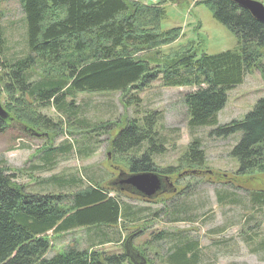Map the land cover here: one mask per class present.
<instances>
[{
  "label": "trees",
  "instance_id": "16d2710c",
  "mask_svg": "<svg viewBox=\"0 0 264 264\" xmlns=\"http://www.w3.org/2000/svg\"><path fill=\"white\" fill-rule=\"evenodd\" d=\"M17 1L26 23L25 53L21 57L4 56L6 40L0 14V92L9 99L2 103L8 117L0 118V133L17 121L24 132L39 135L41 121L49 147L41 151L42 164L33 165L31 170L52 168L58 154L70 149L68 143L51 147L56 124L36 113L32 102L41 106L52 104L58 112L70 116L75 114L74 96L79 92L123 91L126 94L158 80L167 87L195 86V90L185 92L182 97L187 124L216 126L210 132L216 137L240 132L239 140L230 151L238 162V173L264 171V96L239 120L218 125L217 119L227 91L240 84L245 74L255 69L264 83L261 61L264 22L255 19L248 10L233 0L199 2L237 40L234 49L207 54L202 51V44L195 41L177 48L173 46L182 32L180 28L160 29L163 0L157 3L146 0ZM164 47L169 49L162 50ZM35 68L41 72L33 80ZM66 96L71 100L67 102ZM130 100L139 98L131 95L124 104H130ZM158 115L157 111H148L140 119L116 120V132L109 135V149L120 155L127 172H154L169 177L176 170L174 166L159 168L152 160L165 147L163 138L155 131ZM111 123L100 122L93 131L101 129L109 133ZM143 142L147 145L141 154L127 156ZM203 162L200 141L194 138L179 157L178 165L201 167ZM15 178L8 167H0V264H154L141 256L129 258L128 242L131 243L132 235L123 242L122 253H105L89 243L83 249L71 246L48 256L50 234H62L77 227H114L121 216L136 218L138 210L133 211L129 206L122 209L119 200L108 191L115 190L102 187L98 181L88 180L82 186L81 177L71 178L67 183L76 185V189L64 194L51 188L29 191L17 184ZM63 179L66 178L51 175L37 182L41 186L49 183L62 187L66 183ZM249 197L254 204H264L262 190L251 191ZM62 199L66 200L62 202ZM160 235L155 234L154 238ZM197 246L196 242L176 241L169 248L167 262L191 264Z\"/></svg>",
  "mask_w": 264,
  "mask_h": 264
},
{
  "label": "rangeland",
  "instance_id": "374dc122",
  "mask_svg": "<svg viewBox=\"0 0 264 264\" xmlns=\"http://www.w3.org/2000/svg\"><path fill=\"white\" fill-rule=\"evenodd\" d=\"M163 1L160 29L180 28L182 32L174 47L195 41L202 44L201 49L207 54L236 47V37L213 18L205 4L199 3L203 0ZM0 14L6 40L4 56L21 57L25 53L26 23L18 1L0 0ZM261 61L264 65V57ZM40 72L33 70L32 79H37ZM195 88L167 87L155 80L141 90L126 94L123 91L79 92L74 96L75 114L70 116L58 112L52 104L41 106L32 102L36 113L56 124L51 147L67 143L70 146L65 154H58L50 169L31 170L33 165L42 164L41 151L49 147L50 141L46 129L40 127L41 121L37 129L39 135L24 132L17 121L0 133V167H8L10 173L15 174L16 183L27 190L36 192L51 188L53 192L68 194L76 189V185L67 181L81 177L82 186L88 180L90 183L98 181L102 187L116 191L108 189L109 194L119 200L122 209L129 206L133 211L138 210L136 218L121 216L114 227H77L62 234H50L48 256L71 246L83 249L89 243L105 253H122L123 242L132 235L128 247L154 264H169L166 259L171 253L169 248L176 241L198 244L191 264H264V204H254L249 197L251 191H264V171L238 173V162L230 151L239 140L240 132L216 137L210 135L216 126L190 127L187 124L182 97ZM131 95L139 100H130V104L125 105ZM263 96L264 83L254 69L245 74L240 84L227 91L226 102L217 113L218 125L243 118ZM70 100L66 96V101ZM0 101L6 103L8 96L0 92ZM148 111L159 113L155 131L165 142L164 151L154 154L152 160L159 168L176 167L168 177L170 191H163L149 200L108 184L118 169L127 172L120 155L109 149V135L116 132V120L120 122L123 117L140 119ZM105 121L112 122L109 133L101 129L93 131ZM90 130L92 132L85 133ZM194 138L200 141L203 164L192 168L179 166V157ZM146 145L147 142H143L127 156L141 154ZM51 175L66 178L63 179L66 183L60 187L49 183L41 186L37 182ZM219 196L223 199L219 200ZM173 217L180 220L173 221ZM158 233L162 235L154 238ZM107 239L108 242L99 244ZM134 258L138 259L137 256Z\"/></svg>",
  "mask_w": 264,
  "mask_h": 264
},
{
  "label": "water",
  "instance_id": "95a60500",
  "mask_svg": "<svg viewBox=\"0 0 264 264\" xmlns=\"http://www.w3.org/2000/svg\"><path fill=\"white\" fill-rule=\"evenodd\" d=\"M237 5L249 11V13L257 20L264 22V7L255 0H233ZM8 112L0 103V118L6 119ZM117 188L124 189L133 195L142 198H153L163 191L170 189L166 176H162L154 172H120L118 177L111 182ZM128 254L131 259H134L136 253L131 251Z\"/></svg>",
  "mask_w": 264,
  "mask_h": 264
},
{
  "label": "built area",
  "instance_id": "2783aa9c",
  "mask_svg": "<svg viewBox=\"0 0 264 264\" xmlns=\"http://www.w3.org/2000/svg\"><path fill=\"white\" fill-rule=\"evenodd\" d=\"M151 1H155V0H151Z\"/></svg>",
  "mask_w": 264,
  "mask_h": 264
}]
</instances>
